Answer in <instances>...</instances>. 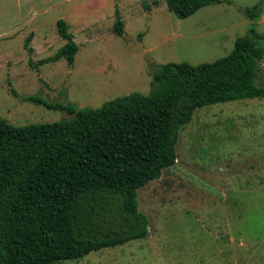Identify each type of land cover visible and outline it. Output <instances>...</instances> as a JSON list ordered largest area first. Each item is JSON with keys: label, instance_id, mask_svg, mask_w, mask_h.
I'll use <instances>...</instances> for the list:
<instances>
[{"label": "rangeland", "instance_id": "1", "mask_svg": "<svg viewBox=\"0 0 264 264\" xmlns=\"http://www.w3.org/2000/svg\"><path fill=\"white\" fill-rule=\"evenodd\" d=\"M258 2L254 22L245 11ZM59 18L78 45L71 65L53 58L65 43ZM253 23L264 32V0H220L186 18L165 0H0V118L15 126L70 118L29 96L96 108L146 94L157 65L226 56ZM256 83L264 85V61ZM175 149L174 165L137 190L146 237L56 264H264V96L196 108Z\"/></svg>", "mask_w": 264, "mask_h": 264}, {"label": "trees", "instance_id": "2", "mask_svg": "<svg viewBox=\"0 0 264 264\" xmlns=\"http://www.w3.org/2000/svg\"><path fill=\"white\" fill-rule=\"evenodd\" d=\"M219 1L165 4L186 18ZM260 11L258 2L245 12L255 22ZM56 27L65 43L53 58L71 65L78 45L63 18ZM113 30L123 35L117 7ZM32 35L24 39L28 52ZM263 61L264 32L253 23L226 56L157 65L146 94L96 108L27 97L70 118L20 126L0 118V264H56L146 237L137 190L174 165L179 130L196 108L264 96V85L256 83Z\"/></svg>", "mask_w": 264, "mask_h": 264}]
</instances>
